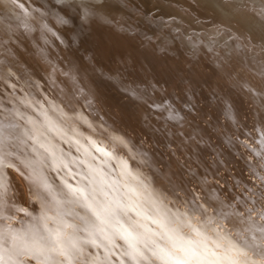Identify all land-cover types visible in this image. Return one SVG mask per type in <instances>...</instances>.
<instances>
[{"label":"bare ground","instance_id":"6f19581e","mask_svg":"<svg viewBox=\"0 0 264 264\" xmlns=\"http://www.w3.org/2000/svg\"><path fill=\"white\" fill-rule=\"evenodd\" d=\"M26 1L0 0V264L264 259V0H129L131 7L124 0ZM163 5L172 14L161 13ZM146 9L162 23L142 32L135 16ZM65 26L89 39L107 67L105 80L79 51L66 55ZM230 40L245 56H211L215 87L194 108L208 82L195 49L216 55ZM123 75L138 79L126 86ZM243 81L249 91L236 88ZM26 161L39 162L34 166L52 195ZM90 168L109 197L143 213H120L126 227L138 220L150 230L137 244L142 256L136 260L125 255L123 241L85 242L79 216L89 214L66 184L88 187ZM57 231L78 237L82 253L45 252Z\"/></svg>","mask_w":264,"mask_h":264},{"label":"snow or ice","instance_id":"6c2138e0","mask_svg":"<svg viewBox=\"0 0 264 264\" xmlns=\"http://www.w3.org/2000/svg\"><path fill=\"white\" fill-rule=\"evenodd\" d=\"M50 123L51 122L49 121V124ZM0 134H2V130H0ZM40 147L45 148V151H49V149L42 143L40 144ZM97 150L102 151V149ZM50 155H53V158L55 159L54 153H50ZM38 163V161H26L25 165L26 167L32 168L33 179L38 186L49 195H52L50 186L41 176L38 169L34 166ZM60 163L63 164V161H60ZM81 163H84V161H81ZM98 176H100V174L95 169L90 168L88 175V187H73L66 184L70 194L75 197L74 203H77L82 208L86 209L89 214L79 217V219L85 224V227L82 230L88 232L89 237L99 235L101 240L105 241L107 245L114 246L117 240L123 241L128 248L125 255H127L130 259L136 260L137 257L142 256L137 244L138 242L144 240L145 234L150 230L146 227V225L140 223L138 220L132 221L127 227L121 222V212L126 215L127 211H135V209L132 208L131 205L122 204L119 200L109 197V194L105 192L103 188V184L105 183L103 178L101 177L100 179H97ZM98 194L99 197H102V199L98 198ZM53 200H55L54 196ZM135 214L143 217V213L141 211H135ZM152 223L161 229H166V225L161 218L153 217ZM66 227L73 228L74 225H66ZM138 228H142L144 231H137ZM87 242L97 247L100 246L95 238H91ZM52 244L53 247L50 251L65 258L79 255L83 251L78 243V239L74 235L67 232H55L53 234ZM176 250L181 253H187L193 256L196 255L195 251L183 246H178ZM41 251H43V249H41ZM156 254L157 253L154 252V255ZM165 255L168 254L165 253ZM213 255H215V253H213ZM241 255L244 254L241 253ZM69 264H71L70 259ZM176 264H189V262L186 259H178ZM232 264H240V262L233 260ZM254 264H264V259L254 262Z\"/></svg>","mask_w":264,"mask_h":264},{"label":"water","instance_id":"95a60500","mask_svg":"<svg viewBox=\"0 0 264 264\" xmlns=\"http://www.w3.org/2000/svg\"><path fill=\"white\" fill-rule=\"evenodd\" d=\"M48 2H50V0H48ZM123 2L127 3L130 7L133 6V4L129 0H124ZM123 2L122 1H119L116 4H120L121 5V4H123ZM24 3L26 4L27 1L25 0ZM44 4H42V5H44ZM15 6H17V7H15V10H19V9L22 10V8H20L19 5H15ZM164 6L165 5H163L162 7H160L161 13H167V14L171 13L172 14V11L170 10V8H165ZM48 7H49V5L47 6V8ZM37 8H41V6L40 7H37ZM162 8H163V10H162ZM34 12L35 13H38L37 10L34 11ZM137 14L138 15L135 16V17H137L140 20V22H141V27H138V28L142 32H145L146 31V27L147 28L148 27L150 28V27L155 26L156 25V22H159V23L161 22L162 23V21H160V19L158 21V18H159L158 15L157 14L156 15H153L150 10H147V9L146 10H141L140 12H137ZM66 27L67 26H65V28ZM67 29H69V28L67 27ZM63 34H64V41L67 42V47L69 46V48H67V47L64 46V49L65 50L67 49V54L66 55L69 56L70 55L69 54V51H71V50H72V52L79 51L81 53V56L80 55H78V56H80L81 59L83 57H85V59H83L82 62L86 64V62H89L90 61L92 63V68L94 69L95 73H97L99 76L103 77L102 79L105 80L107 78L106 77L107 75H106V73L104 71H105V69H107V67L105 66L104 63H102L101 61H98V57L96 55L97 53L95 52L94 48L92 47V44H90V42H88L89 39L88 38H84L82 35H80V33L78 35H76V36L73 35L71 29H69L67 32L64 31ZM157 35H159V33H157ZM157 35L153 36V38L150 40V45H151V43H153V44L156 43L155 40H154V38H156ZM136 37L138 38V40H140L138 36H136ZM165 38L166 37L164 36L162 39H165ZM176 38H177V36H176ZM180 40L182 42V38L181 37H180ZM232 40H234V39H232ZM232 40H230V42H229L230 45H228V43L226 42V44L223 45V47L220 46L219 52L221 53V55H218L219 52H218V54L214 55L213 53H211V50H208L207 48H204V47L196 48L195 51H197L199 49L197 52H198L199 57L203 61L202 62L203 66L206 65L213 58V57H211L209 59V61H208L206 55H211L212 54V56H214L215 58H217V60H221V58L224 57V58H227V60L230 59V61H231L232 58H235V57H238V56L241 57L240 54H243V56H245L244 55V52L242 51V49L239 46L236 45L237 49L235 48V45L234 44H236V43H232ZM234 41L236 42V40H234ZM140 42L143 43V41H141V40H140ZM140 42H139V45L142 46V44H140ZM179 46H180V43H179ZM226 46H227V49L228 50H226L227 52H224V50H225L224 48ZM229 48H231V49H229ZM193 53H194V51H193ZM227 66H229V65H227ZM210 70L211 69H209V72H210ZM227 72L228 71L225 70V73L226 74L223 75V76L229 77L230 75H228L229 73H227ZM120 80H121V83L125 84L126 86H130L129 84H131V82H132V84L134 83V79L132 77H128L127 76L125 78L124 75H123V77L120 78ZM127 80H130V81L128 82ZM106 83H110V82L107 81ZM257 107H258V105H257ZM168 150L170 151V149H168ZM184 166H182V168H186L187 169L188 165H184ZM5 169L9 170V169H12V168L9 167V166H6ZM187 170H189V172L194 171V170H192V168H188Z\"/></svg>","mask_w":264,"mask_h":264},{"label":"rangeland","instance_id":"374dc122","mask_svg":"<svg viewBox=\"0 0 264 264\" xmlns=\"http://www.w3.org/2000/svg\"><path fill=\"white\" fill-rule=\"evenodd\" d=\"M219 48V50H220V47H218ZM225 50H224V52H227L226 50H228L227 49V46L224 48ZM218 50V51H219ZM211 56H212V54L211 55H207V59H208V61H209V59L211 58ZM203 62V61H202ZM202 62H200V63H198V67H199V70L200 71H203L204 72V74H205V76H206V78H207V80H208V82L206 83V87H204V89H203V93H200L199 94V98L196 96V98H195V103H193V107L195 108L196 106H201L202 105V101H203V99L205 98V96L204 95H206V97L207 98H209L210 96H208V91H210L211 89H213L214 87H215V81H214V71H213V69L215 70V72L217 71V69H216V67H215V65H213L212 63H211V60L206 64V65H204L203 66V64H202ZM209 69H211L210 71H211V73L209 74V72H208V70ZM130 77H132V76H130ZM133 79H134V83H135V81L138 79L137 78V76L135 75V77H132ZM236 88H243L244 90H250L251 89V86H250V84H249V82L248 81H243V82H240V83H238V86L236 85ZM209 101L211 102L212 100L211 99H209ZM236 101L238 102L237 104L238 105H242L241 107H242V110L244 109L245 111H246V109H245V107H246V103L243 101V100H237V98H236ZM244 105H245V107H244ZM249 112L251 113V111L249 110ZM203 125H204V123H203ZM158 143H159V141H158ZM239 150L243 153V150H242V147H245V143H243V142H241L240 141V143H239ZM242 145V146H241ZM177 152H178V154L179 155H182L183 156V153L181 152V151H179V150H177ZM211 154H213V153H211ZM208 178L211 180V177L210 176H208ZM216 180H218L217 178H216ZM21 188V189H20ZM16 190H17V195H18V198L20 199V200H24V193H23V191H22V187L21 186H19V185H17L16 186ZM222 195H223V193H222ZM23 197V198H22Z\"/></svg>","mask_w":264,"mask_h":264},{"label":"clouds","instance_id":"9594fccd","mask_svg":"<svg viewBox=\"0 0 264 264\" xmlns=\"http://www.w3.org/2000/svg\"><path fill=\"white\" fill-rule=\"evenodd\" d=\"M37 198L38 199H42L43 197H42V194H37ZM18 210H20V211H25L26 212V210H24V209H18ZM26 215H30V213H27L26 212ZM80 217V216H79ZM34 219H38V218H35L34 217ZM81 231H83L82 229H81ZM110 231V230H109ZM83 232H86V231H83ZM87 234H88V232H86ZM76 237V236H75ZM77 239H79L78 237H76ZM91 238H95V239H97V240H99L101 243H104L105 241H103V240H101V238H100V236L99 235H94L93 237H89V235L87 236V238L85 239V242H87L89 239H91ZM53 247V244H49L45 249H44V251L45 252H48V253H54V252H52V251H50V249Z\"/></svg>","mask_w":264,"mask_h":264}]
</instances>
